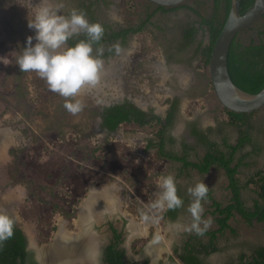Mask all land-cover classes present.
I'll return each mask as SVG.
<instances>
[{
  "label": "rangeland",
  "instance_id": "rangeland-1",
  "mask_svg": "<svg viewBox=\"0 0 264 264\" xmlns=\"http://www.w3.org/2000/svg\"><path fill=\"white\" fill-rule=\"evenodd\" d=\"M89 1L98 21H110L117 28L138 25L145 12L152 10L143 0L45 3L68 15L73 9L82 10L81 4ZM39 3L0 0V212L13 215L33 247L53 244L61 236H81V220L86 218L95 241H91L94 248L90 247L99 252L90 264H101L100 252L110 237L109 222L121 234L126 260L181 264L174 256L175 247L180 250L183 242L195 236L208 243L207 237L191 230L187 189L203 182L213 198L225 204L229 192L224 173L215 168L203 176L194 171L181 173L176 163L156 160L155 150L145 148L148 139H153L150 130L119 125L114 133H107L101 126V114L109 105L129 101L142 111L152 110L164 117L166 99L176 97L179 110L169 132L175 147L187 138L193 125L212 127L209 136L218 143L222 138L234 143L237 129L226 124L223 108L210 86L208 69L201 66L198 45L202 48L208 42L205 28L187 9L156 13L142 31L131 34L126 49L101 59L107 75L79 97L83 110L71 115L62 97L51 92L35 73L21 72L16 64L27 38L35 36L28 28V18ZM184 4L205 16L212 12L211 0H187ZM188 27H195L194 39L183 48V33ZM258 27L264 30V17L253 30L240 32L238 40L248 44L250 39H257ZM32 43L35 45V39ZM253 119L246 131L256 134L263 151L256 155L260 159H256L257 164L254 158V166L239 167L242 184L264 167V108ZM247 153H251L248 146L241 154ZM202 154L198 151L197 156ZM254 155L246 161L253 162ZM168 174L174 175L176 186L187 197L174 221L163 220L166 208L153 207L158 177ZM242 191L244 205L251 208L256 199L253 185ZM202 203V220H212L210 228L203 231L215 230L217 226L207 214L210 202ZM85 207L90 213L86 217L81 212ZM228 224L234 234L225 231L218 236L217 251L201 257L205 263L233 264L241 254L249 256L264 245V223L248 224L235 216ZM200 227L203 229V224Z\"/></svg>",
  "mask_w": 264,
  "mask_h": 264
},
{
  "label": "trees",
  "instance_id": "trees-1",
  "mask_svg": "<svg viewBox=\"0 0 264 264\" xmlns=\"http://www.w3.org/2000/svg\"><path fill=\"white\" fill-rule=\"evenodd\" d=\"M99 1L104 0H96V2ZM211 3L212 12L209 16L203 15L197 9L187 6L184 3L168 8L147 3L149 6H152V10L145 12L144 18L140 20L138 25L122 27L118 31L112 30L110 25H102L104 29L103 39L99 44H94L93 46L98 48L101 43H105L107 47V44L113 43L116 39H125L129 33L135 34L142 31L158 12L169 13L178 9H187L197 16L199 26L205 28L207 32V44L202 48L201 45H198L201 66L206 68L209 63L212 46L227 19L231 0H211ZM253 3L254 0H240V14L246 13ZM92 5L93 2L89 1L86 4H81V9L88 15L90 22L96 23V19L92 14ZM252 28L253 26L249 29ZM256 29L257 39H250L248 44L241 43L238 40L240 33L237 34L230 44L227 55V69L231 81L237 88L250 94H257L264 87V30L260 27ZM194 34L195 27H188L184 30L183 48L190 45L194 39ZM82 39H86V37L82 35L76 41H70V46H75ZM112 53L113 51H106L104 56L100 55L99 58L108 57V54L110 55ZM166 101L169 107L164 117L154 114L152 110L149 112L142 111L133 103L127 101L123 104H115L104 108L101 115V126L107 133H114L119 125L131 126L133 130H150L154 139H148L145 148H153L155 150L156 160L178 163L181 173L191 169L198 175L203 176L209 173L212 168L221 170L224 173L227 179V190L230 195L228 202L223 204L215 200L210 188L207 194L206 200L210 202L207 214L212 217L214 224L217 226L215 230L203 231L202 235L208 238V243L203 244L195 236L183 242L180 250L176 247L173 249L174 256L181 264H206L201 257L217 251L215 242L218 236H222L225 231L234 234L235 231L228 224L231 218L238 215L248 224H251L254 218H256V222L264 223V168L254 172L241 184L238 177V168L242 166V162L250 153L244 154L234 163L235 154L251 143V138L244 128L249 125L250 120L256 116L258 111L251 113H233L223 109L227 119V125L237 128L238 132L235 144L228 143L225 138L222 140L223 150L216 143L207 139V135L212 131V128H208L205 134L193 130L192 133L201 140L199 143L206 150L201 159L196 162H191L186 155L189 150L187 146L183 145L184 154L182 156H177V153L166 149L173 142V139L168 135V131L173 126L179 104L177 99H166ZM252 185L256 199L253 200V207L247 208L242 200L241 191ZM177 193L185 204L187 202L186 194L181 192L179 187H177ZM181 208L174 210L166 208V210L162 211L163 220H175ZM111 231L116 239H120L121 234L116 229L111 228ZM13 232L14 234L10 239L0 243V264H36L33 254L26 249L27 243L21 229L14 225ZM123 257L124 250L112 251L111 247H108L104 262L108 264H124L122 262ZM127 264L136 263L127 262ZM143 264H147V262ZM233 264H264V246L255 248L249 256L241 254L238 261Z\"/></svg>",
  "mask_w": 264,
  "mask_h": 264
},
{
  "label": "clouds",
  "instance_id": "clouds-1",
  "mask_svg": "<svg viewBox=\"0 0 264 264\" xmlns=\"http://www.w3.org/2000/svg\"><path fill=\"white\" fill-rule=\"evenodd\" d=\"M34 8V14L28 18V28L35 31V36L27 38V46L17 57L16 64L21 72L35 73L43 80L48 89L64 99V108L71 115L83 110L79 97L94 88L100 80L103 61L99 58L103 49H95L103 39L104 29L99 23H92L82 10L73 9L68 15L60 14L58 7L51 3H40ZM84 35L75 46H69L73 37ZM33 39L36 43L33 45ZM117 51H119V46ZM262 94V93H261ZM264 168V167H263ZM158 192L153 207L177 209L183 207V200L178 196L174 175H160L157 180ZM209 188L203 183H196L187 189L191 203L187 208L193 218L191 230L203 234L210 228L212 220H202ZM16 221L6 212H0V243L10 239ZM203 224V229L200 225Z\"/></svg>",
  "mask_w": 264,
  "mask_h": 264
},
{
  "label": "water",
  "instance_id": "water-1",
  "mask_svg": "<svg viewBox=\"0 0 264 264\" xmlns=\"http://www.w3.org/2000/svg\"><path fill=\"white\" fill-rule=\"evenodd\" d=\"M143 1L151 5L168 8L180 5L187 0ZM239 6L240 0H231V6L227 19L212 46L207 69L209 74L210 86L219 105L223 109H226L233 113H251L253 111H260L264 108V87L257 94H250L237 88L231 81L228 73L227 55L230 44L235 38V36L240 32L252 27L262 18V16L264 15V0H254V3L251 8L244 14H240ZM8 215L14 219L13 215ZM15 226L18 227L17 223H15ZM91 230L92 228L90 225L88 229H85V231L88 233V236L90 235ZM23 235L27 243L26 249L30 250L33 253V258L36 264H42L38 253L41 254L44 249L46 250V248L52 247L53 244H46L38 247H33L29 245L30 239L28 238V236L25 233H23ZM75 241L77 245V240ZM86 242L85 247L87 248V251H90V245L86 244ZM93 254L95 257V250ZM85 261L86 262H84L83 264H90L88 260ZM70 263L72 262H65V264Z\"/></svg>",
  "mask_w": 264,
  "mask_h": 264
},
{
  "label": "flooded vegetation",
  "instance_id": "flooded-vegetation-1",
  "mask_svg": "<svg viewBox=\"0 0 264 264\" xmlns=\"http://www.w3.org/2000/svg\"><path fill=\"white\" fill-rule=\"evenodd\" d=\"M38 1H40V0H38ZM93 14V13H92ZM95 17V19H96V16H94ZM87 18H88V16H87ZM96 21V23H99V24H101V25H110L111 26V28H112V30H114V31H118V30H121V28L122 27H116V25H114L113 23H110V21H107V20H101V21H98L97 19L95 20ZM151 23V22H150ZM108 32V31H107ZM80 36H82V35H80ZM80 36H78V37H80ZM131 36V34L129 33V34H127L126 35V38L125 39H116L113 43H109V44H107V47H106V44L105 43H101V45L99 46L100 48H102L103 49V51H102V54L101 55H103L104 56V54H105V52L107 51H113V53L112 54H108V57H103V58H100V59H102V60H104V59H110V57H113V56H115V55H117L119 52L117 51V47L116 46H119V51H121V50H124V49H126V47H127V41H128V39H129V37ZM78 37H73L72 39H70L69 41H68V45L70 46V41H72V42H74V41H76V39L78 38ZM98 47V48H99ZM93 48H94V52H93V55H96V52H95V49H97L96 47H94L93 46ZM102 72H104L103 74H102ZM101 74L100 75H102L103 77L104 76H106L107 74H106V71H104L103 69L101 70V72H100ZM173 99H177L176 97L175 98H173ZM178 100V99H177ZM179 101V100H178ZM127 102H129V101H127ZM123 103H125V101H123V102H120V103H117V104H123ZM113 105H115V104H113ZM110 106H112V105H109V106H107V107H110ZM106 107V108H107ZM168 107H169V105H168ZM168 107H167V109H166V111L168 110ZM178 110H179V104H178ZM102 115V114H101ZM165 116V115H164ZM255 117V116H254ZM253 117V118H254ZM251 119L250 120V122H249V125L247 126V127H245L244 129L245 130H247L248 131V128H249V126H250V123H251V121L252 120H255V119ZM227 120V119H226ZM173 124H174V122H173ZM226 124H227V122H226ZM101 125H102V123H101ZM173 127V126H172ZM233 127V126H232ZM208 128H212V127H207V128H202V127H200V126H198V127H196V125H193L192 126V128L190 129L189 128V130H188V132L186 133V135H187V138L185 137V139L184 140H182L176 147H175V145H176V143L175 142H173L171 145H169V149L170 150H172L173 152H175V153H177L176 155L177 156H182L183 154H184V149H183V145H185V146H187L188 148H189V150H188V152L186 153V155L188 156V160L189 161H191V162H196V161H198L199 159H201L202 157H203V155L205 154V147L204 146H202L199 142H201V140L198 138V137H196V136H194V134L192 133L193 132V130H197L199 133H201V134H205V131L208 129ZM235 128V127H234ZM247 128V129H246ZM102 129L105 131V132H107L103 127H102ZM237 129V128H236ZM171 131V128L169 129V131H168V135H169V132ZM248 133V132H247ZM210 134H208L207 135V139L208 140H210L211 142H214V143H216L218 146H219V148L221 149V150H223V147H222V140L224 139V138H222L221 139V141H220V143H218L215 139H213V138H210V136H209ZM248 135H249V137L251 138V143L250 144H248L247 146H248V149H249V151L251 152L250 154H255L254 156H253V162H251V163H249V165H251V166H254L255 165V163L257 164V161H256V159H259V156H256L257 154L259 155V154H261L262 153V151H263V147L261 146V145H259V143H258V139L255 137V135L256 134H251V133H248ZM152 136V135H151ZM170 136V135H169ZM237 136H238V132H237ZM237 136H236V138H235V142H236V139H237ZM153 137V136H152ZM252 138H256V140L255 141H253V139ZM153 139H154V137H153ZM226 140H227V142L229 143V141H228V139L227 138H225ZM235 142L233 143V144H235ZM146 144H147V142H146ZM246 147V146H245ZM244 147V148H245ZM243 148V149H244ZM166 149H168V146H167V148ZM242 149V150H243ZM242 150H240L239 152H237L236 154H235V161H234V163L236 162V161H238V159L240 158V157H242L244 154H241V152H242ZM198 151H203V154L201 155V156H197V153H198ZM239 154V155H238ZM248 159H251V157H250V155H248V157H247ZM246 158V159H247ZM254 158H255V163H254ZM245 159V160H246ZM244 160V161H245ZM252 160V159H251ZM260 160V159H259ZM162 162H166V161H163L162 160ZM167 163V162H166ZM169 163V162H168ZM177 165L179 166V164L177 163ZM239 169V168H238ZM261 170V169H260ZM188 171L190 172V171H193V170H191V169H188ZM99 203V202H98ZM89 208V207H88ZM85 213L86 212H88V216H89V211H87V210H89V209H87V207H85ZM83 211V210H82ZM81 211V212H82ZM107 213V212H106ZM89 219V218H88ZM85 220V219H84ZM83 220V221H84ZM169 221V220H168ZM174 221V220H173ZM253 221H255L256 222V218H254L253 219ZM91 222H92V224H93V221L91 220ZM84 223V225H85V227L84 228H86V226H88L87 224H88V222L86 223V220H85V222H83ZM111 228H113V229H116L113 225H112V223L111 222H109L108 223V230H109V232H110V237H108V242H107V244H105V245H103L102 246V249H101V252H100V258H99V260H100V263L101 264H108V263H105L104 262V257H105V255H106V251H107V248L108 247H111V250L112 251H121V250H124V257H123V259H122V262L124 263V264H127V262H134V263H136V264H143L144 262H147V264H149L148 263V261H143V262H141V263H139V262H136V261H131V260H126L125 259V249H124V247L122 246V238L120 237V239H116L114 236H113V233H112V231H111ZM117 230V229H116ZM149 235H150V232H149ZM148 235V236H149ZM92 240H93V238H92ZM93 243H94V240H93ZM92 244V243H91ZM93 245V244H92ZM262 246H264V245H262ZM145 252V251H144ZM143 252V253H144ZM97 255H99V252L96 254V257H97ZM202 256V255H201ZM98 258V257H97ZM179 261V260H178ZM179 263H181L180 261H179ZM206 264H208V263H206Z\"/></svg>",
  "mask_w": 264,
  "mask_h": 264
},
{
  "label": "bare ground",
  "instance_id": "bare-ground-1",
  "mask_svg": "<svg viewBox=\"0 0 264 264\" xmlns=\"http://www.w3.org/2000/svg\"><path fill=\"white\" fill-rule=\"evenodd\" d=\"M45 2H46V0H45ZM103 73L104 72H102V74ZM102 78H103V76L100 75V80ZM82 210H83L82 211L83 214L86 217L88 215V212L85 213V210H86L85 208H82ZM84 219H86V218H84ZM83 222H85V220L83 221V219H82L81 224L84 225ZM84 227H85V225H84ZM85 229H88V226H86V228H84L83 233H81L80 234L81 236H79V237L74 236L71 238H66V237L61 236L60 238H58L56 240V242L53 243L52 247H48V248H46V250L44 249L41 254L38 253L39 258L42 261V264H65L66 261L72 262L70 264H83L84 262H86L85 260H88L89 262L93 263V260L95 257L93 254L94 250L92 249L94 247L91 244L92 243L91 242L92 237H91V235H89V238H88V233L85 231ZM67 235H69V234H67ZM75 240H77V245H76ZM85 242H86V244H88L92 247V248L90 247V251H87V248L85 247ZM69 246H72V247H69Z\"/></svg>",
  "mask_w": 264,
  "mask_h": 264
},
{
  "label": "crops",
  "instance_id": "crops-1",
  "mask_svg": "<svg viewBox=\"0 0 264 264\" xmlns=\"http://www.w3.org/2000/svg\"><path fill=\"white\" fill-rule=\"evenodd\" d=\"M223 113H224V112H223ZM224 115H225V114H224ZM225 117H226V116H225ZM226 121H227V120H226ZM231 144H233V143H231ZM242 166H246V167L249 166L248 160H247V161H246V160L243 161V162H242ZM240 167H241V166H240ZM238 176H239V175H238ZM225 178H226V177H225ZM248 178H249V177H248ZM248 178H247V179H248ZM247 179H246V180H247ZM226 180H227V179H226ZM240 180H241V179H240ZM246 180H244V182H245ZM240 183H241V181H240ZM241 184H242V183H241ZM228 192H229V191H228ZM242 192H243V191H241V194H242ZM241 197H242V195H241ZM229 198H230V195H229ZM214 199H215V198H214ZM228 200H229V199H228ZM225 204H226V203H225ZM252 207H253V204H252L251 208H252ZM247 208H248V207H247ZM237 216H238V215H237Z\"/></svg>",
  "mask_w": 264,
  "mask_h": 264
}]
</instances>
